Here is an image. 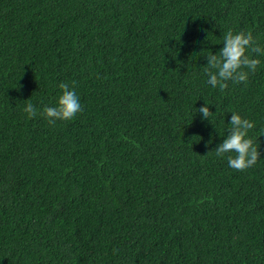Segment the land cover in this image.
<instances>
[{"label":"trees","instance_id":"16d2710c","mask_svg":"<svg viewBox=\"0 0 264 264\" xmlns=\"http://www.w3.org/2000/svg\"><path fill=\"white\" fill-rule=\"evenodd\" d=\"M229 29L264 46V0H0V264H264V56L204 71ZM61 82L82 112L49 124ZM233 112L244 171L214 152Z\"/></svg>","mask_w":264,"mask_h":264},{"label":"clouds","instance_id":"9594fccd","mask_svg":"<svg viewBox=\"0 0 264 264\" xmlns=\"http://www.w3.org/2000/svg\"><path fill=\"white\" fill-rule=\"evenodd\" d=\"M264 56V46L253 36L251 31H239L234 33L229 29L223 35V47L218 53H210L206 57L207 65L204 71L208 76V83L212 87H219L221 91L228 87V81L234 83H247L249 75L254 73L261 61L258 58ZM75 85V81L72 82ZM59 88L62 94L59 96L56 106H45L41 115L48 119L49 124H55L57 120H72L78 113L82 112L80 98L75 88L68 83L61 82ZM28 118L32 119L37 115V108L29 102L23 109ZM203 118L210 120L213 113L209 104L198 109ZM228 135L214 150L218 157L226 153H235V156H228L229 167L244 171L253 167L261 158L259 143L249 137V131L254 128V122L242 118L238 113L233 112L229 122ZM211 143V141H209ZM212 152V151H210ZM208 154V153H207Z\"/></svg>","mask_w":264,"mask_h":264}]
</instances>
